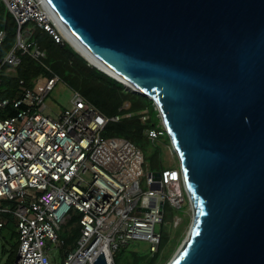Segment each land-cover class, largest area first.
<instances>
[{"label": "water", "instance_id": "95a60500", "mask_svg": "<svg viewBox=\"0 0 264 264\" xmlns=\"http://www.w3.org/2000/svg\"><path fill=\"white\" fill-rule=\"evenodd\" d=\"M42 2L153 103L192 212L167 264H264V0Z\"/></svg>", "mask_w": 264, "mask_h": 264}, {"label": "built area", "instance_id": "2783aa9c", "mask_svg": "<svg viewBox=\"0 0 264 264\" xmlns=\"http://www.w3.org/2000/svg\"><path fill=\"white\" fill-rule=\"evenodd\" d=\"M2 5L4 16L15 21L16 44L0 59V83L15 76L23 56L38 62L45 58L32 39L34 26L65 42L42 0H0ZM4 16L0 47L7 37ZM43 81L41 87V79L32 81L28 88L19 80L14 96L0 99V229L8 216L15 218L12 264H51L56 251L62 253L61 264H94L99 254L115 264L119 247L132 240L146 241L151 257L161 258L162 232L156 226L163 224L164 206L180 209L187 199L179 168L162 170L155 180L145 172L139 148L126 139L103 136L109 121L132 114L108 118L76 91L61 114L45 115V98L59 78L52 74ZM9 108L15 113L7 116ZM139 119L148 120L147 110ZM159 126L145 131L148 140L166 133L160 120ZM169 150L175 154L170 145ZM75 215L79 236L66 246L62 234ZM181 222L182 216L174 215L172 226Z\"/></svg>", "mask_w": 264, "mask_h": 264}, {"label": "trees", "instance_id": "16d2710c", "mask_svg": "<svg viewBox=\"0 0 264 264\" xmlns=\"http://www.w3.org/2000/svg\"><path fill=\"white\" fill-rule=\"evenodd\" d=\"M0 16L1 18L4 16L3 5L0 6ZM4 17L7 37L0 47V59L12 48L16 32L13 17L9 14ZM1 27H3V24L0 21ZM32 39L44 50L45 58L38 62L28 55L23 56L22 63L17 68L15 76L2 78L0 99L12 98L19 80H24L26 87L32 88V80L35 78L48 79L52 74L59 79L67 76L72 81L71 87L74 91L80 93L104 116L110 118L122 112L132 114L131 117L123 118L118 122L109 121L103 131L104 137L126 139L137 146L139 141L145 137L146 129H161L157 112L152 101L147 97L126 91L120 83L90 66L66 42H56L49 32L34 26ZM125 104L127 105L126 107H124ZM122 107L124 108L120 110ZM142 110H147L148 113V120L145 123L140 121L138 115ZM14 113L15 111L9 108L5 115L9 116ZM160 137L168 143L167 145H170L166 133H163ZM7 219L8 222L4 228H10L11 231L8 235L9 240L13 244L5 264H12L17 250V234L14 228L15 218L8 216ZM78 219V215L73 216L67 224L68 230H65L62 234L66 246L72 244L79 236ZM160 249H163V238L160 241ZM160 259L159 255H155L151 258L149 264H156ZM114 262L116 264L115 259ZM140 262H142V259L135 258L134 263L139 264Z\"/></svg>", "mask_w": 264, "mask_h": 264}, {"label": "rangeland", "instance_id": "374dc122", "mask_svg": "<svg viewBox=\"0 0 264 264\" xmlns=\"http://www.w3.org/2000/svg\"><path fill=\"white\" fill-rule=\"evenodd\" d=\"M15 44L16 42H14L13 45ZM39 79L42 81L39 85V87H41L44 83V78H35L32 81L34 82ZM71 84L72 81L67 76L59 79L45 98V103L47 105L45 115L56 117V115L61 114L66 107L70 106V101L74 92ZM167 144L168 143L161 137L152 142L147 139L146 135L139 141L136 147L143 153L145 172L147 170L150 172H161L165 168H179L177 156L170 152L169 145ZM143 188L147 189L146 186H143ZM174 215L182 216V222L178 227L172 226ZM191 217V207L187 199L180 209H173L168 204H165L163 224L156 226V230H161L162 232L164 251L161 259L156 264H167L172 259L182 242L186 239ZM10 231V228L0 229V264H5L7 262L12 250L13 242L9 240L8 235ZM135 258L142 259V262L139 264L150 263L152 257L149 252V244L146 241L132 240L127 246L119 247L115 254L116 264H138L134 263ZM61 261L62 253L56 251L51 260V264H61Z\"/></svg>", "mask_w": 264, "mask_h": 264}, {"label": "bare ground", "instance_id": "6f19581e", "mask_svg": "<svg viewBox=\"0 0 264 264\" xmlns=\"http://www.w3.org/2000/svg\"><path fill=\"white\" fill-rule=\"evenodd\" d=\"M47 12L49 13V15L51 16V18H53V21L56 25V27L58 28V30L62 33V35L72 44V46H74L76 48L77 51L81 52L92 64L97 65L98 67H100L101 69H103L104 71L108 72L109 74L117 77L118 79H121L125 85H127V87L133 89V90H138L135 86H133L131 83L127 82L126 80H124L123 78H121L119 75H117L116 73H114L113 71H111L108 67L102 65L101 63H99L98 61H96L95 59H93L82 47L81 45L75 40L73 39L72 36H70L68 33H66L64 31V29L62 28V26L58 23V21L56 20V18L53 17L52 13L48 11V9L46 8Z\"/></svg>", "mask_w": 264, "mask_h": 264}]
</instances>
